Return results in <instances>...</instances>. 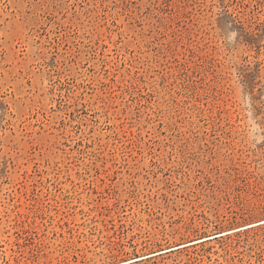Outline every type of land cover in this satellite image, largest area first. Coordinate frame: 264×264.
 <instances>
[{
  "label": "rangeland",
  "instance_id": "1",
  "mask_svg": "<svg viewBox=\"0 0 264 264\" xmlns=\"http://www.w3.org/2000/svg\"><path fill=\"white\" fill-rule=\"evenodd\" d=\"M261 222L264 0H0V264H264Z\"/></svg>",
  "mask_w": 264,
  "mask_h": 264
},
{
  "label": "bare ground",
  "instance_id": "2",
  "mask_svg": "<svg viewBox=\"0 0 264 264\" xmlns=\"http://www.w3.org/2000/svg\"><path fill=\"white\" fill-rule=\"evenodd\" d=\"M261 223H264V222H261ZM252 226H255V225H252ZM249 227H251V226H249ZM229 233H232V231H230V232H226V233H224V234H222V235H227V234H229ZM215 236H217V235H215ZM215 236H212V237H215ZM208 238H211V237H208ZM204 240H207L206 238H204ZM204 240H200V241H198L197 240V242H195V243H199V242H201V241H204ZM210 240V239H209ZM181 247V246H180ZM175 248H178V247H175ZM173 249V248H172ZM170 252V251H169ZM161 253V252H160ZM137 260H140V259H137ZM130 262H133V261H130ZM130 262H127V263H130ZM127 263H122V264H127Z\"/></svg>",
  "mask_w": 264,
  "mask_h": 264
}]
</instances>
